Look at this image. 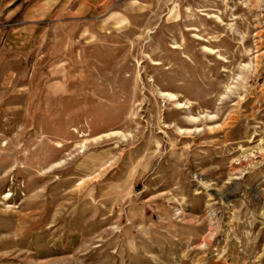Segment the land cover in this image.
Here are the masks:
<instances>
[{"label": "rangeland", "instance_id": "1", "mask_svg": "<svg viewBox=\"0 0 264 264\" xmlns=\"http://www.w3.org/2000/svg\"><path fill=\"white\" fill-rule=\"evenodd\" d=\"M0 264H264V0H0Z\"/></svg>", "mask_w": 264, "mask_h": 264}]
</instances>
